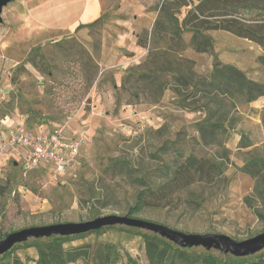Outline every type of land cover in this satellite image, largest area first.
<instances>
[{"label":"rangeland","instance_id":"374dc122","mask_svg":"<svg viewBox=\"0 0 264 264\" xmlns=\"http://www.w3.org/2000/svg\"><path fill=\"white\" fill-rule=\"evenodd\" d=\"M137 1L142 17L133 30L135 49L113 60L125 62L119 66L103 61L117 39L105 20L70 34L37 36L20 24L10 29L5 7L13 2L2 8L0 124L6 119L28 129L62 124L79 141V151L75 167L57 179L42 167L22 176L14 157L0 164V239L22 228L109 214L187 233H220L236 241L264 231V170L255 176L245 169L251 158H264V95L246 101L241 95L213 91L209 98L215 103H208L197 85V79H208L215 61L264 83L258 56L262 48L228 31L210 29L204 33L211 48L199 51L185 21L198 0ZM219 100L227 105L217 113L223 114L224 131L204 138L199 121L207 104L220 109ZM189 155L219 165L210 181L147 194L150 204L129 213L140 190L156 189ZM143 234L157 235L112 225L72 236L62 246L85 250L83 257L67 264H102L107 250L117 259L113 264H148ZM35 239L14 244L0 255V264H35L38 252L30 245ZM183 248L192 258L174 264H211L205 253L224 257L216 249ZM254 260L264 264V248L246 261L230 259L226 264Z\"/></svg>","mask_w":264,"mask_h":264},{"label":"trees","instance_id":"16d2710c","mask_svg":"<svg viewBox=\"0 0 264 264\" xmlns=\"http://www.w3.org/2000/svg\"><path fill=\"white\" fill-rule=\"evenodd\" d=\"M256 11L262 13L259 14ZM186 20L192 26L189 30L191 39L199 51H207L211 48L210 39L205 35V31L210 29L224 30L258 44L263 50V54L259 56V59L264 64V0H198L187 13ZM197 85L203 88L206 98H209L210 93L213 91L227 97L241 95L245 97L246 101H252L264 95V83L251 80L237 67L218 61L214 62L208 79H197ZM209 99L211 102L208 103H215L213 98ZM217 103L220 109L211 110L209 104H207L205 115L199 121L198 130L204 138H212L224 131L223 124L220 122L223 114L217 117V113L227 105L221 100ZM242 146H246V144ZM218 168V164L209 160L192 155L186 156L181 163L166 173L165 180L156 189L140 190L136 195L134 204L129 208V213L142 211L144 207L150 204V197L157 195L160 191L166 193L167 189L168 191H174L196 181H210L213 178L212 171ZM245 169L255 176L261 174L264 170V158H251L245 165ZM147 194L150 195L149 198ZM84 234L52 235L43 239L36 238L30 244L38 252L35 264H67L83 257L85 254L83 251L85 250L81 246L64 248L62 244L72 236L80 237ZM143 236L145 238L144 249L148 264H174L176 260L185 262L192 258L190 252H187L186 248L181 245L171 246L163 237L157 235L143 234ZM222 253L224 254L223 258L215 257L210 253H205L203 257L207 263L226 264V260L246 261L252 255L234 256L223 251ZM116 260L115 255L110 250L102 255V264H113ZM261 263L254 260L249 264Z\"/></svg>","mask_w":264,"mask_h":264},{"label":"crops","instance_id":"0c3cea01","mask_svg":"<svg viewBox=\"0 0 264 264\" xmlns=\"http://www.w3.org/2000/svg\"><path fill=\"white\" fill-rule=\"evenodd\" d=\"M11 2H13L11 6L5 7L10 29L14 25L20 24L22 30H30L32 35L34 32L37 36L51 33L59 36L60 34L74 33L98 20H105L112 25L113 30H116L117 39L116 44L109 48V53L104 57V62L119 66L125 62L120 60L113 63V60H119L121 54L122 58H125V51L135 49L133 30L137 27L138 18L142 17L140 13L142 6L138 4L137 0H117L115 2L113 0H13ZM260 55L262 54H258V56ZM248 78L253 80V77L249 75ZM18 123L20 122L6 119L0 124V131L11 129ZM56 125L58 124L42 123L31 129L24 126L23 128L31 132L43 127L54 128ZM10 157L14 156L6 154L0 157V164ZM14 158L19 164V159ZM40 167L47 169L49 176H51L52 167L50 164L44 163L38 168Z\"/></svg>","mask_w":264,"mask_h":264},{"label":"water","instance_id":"95a60500","mask_svg":"<svg viewBox=\"0 0 264 264\" xmlns=\"http://www.w3.org/2000/svg\"><path fill=\"white\" fill-rule=\"evenodd\" d=\"M11 1L13 0H0V22L2 21V8ZM112 225H125L144 229L183 247L201 246L207 250L216 249L234 256H247L264 248V231L251 238L236 241L220 233H187L145 219L129 217L128 215L109 214L81 222L31 226L10 232L0 239V255L9 250L14 244L23 242L28 238L77 235Z\"/></svg>","mask_w":264,"mask_h":264},{"label":"built area","instance_id":"2783aa9c","mask_svg":"<svg viewBox=\"0 0 264 264\" xmlns=\"http://www.w3.org/2000/svg\"><path fill=\"white\" fill-rule=\"evenodd\" d=\"M78 151L79 141L69 136L62 124L31 132L21 125L0 131V157L18 158L22 176L47 163L52 167L51 177L57 179L75 167Z\"/></svg>","mask_w":264,"mask_h":264}]
</instances>
